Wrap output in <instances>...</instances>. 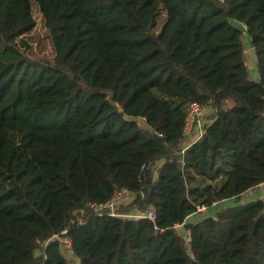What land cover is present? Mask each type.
I'll use <instances>...</instances> for the list:
<instances>
[{
	"label": "trees",
	"instance_id": "obj_1",
	"mask_svg": "<svg viewBox=\"0 0 264 264\" xmlns=\"http://www.w3.org/2000/svg\"><path fill=\"white\" fill-rule=\"evenodd\" d=\"M33 5L51 62L25 54ZM192 104L212 113L183 153V185ZM260 185L264 0H0V264H67L43 247L66 228L79 264H264V202L237 205ZM121 189L154 223L92 212L71 223ZM227 200L185 225L188 254L175 226Z\"/></svg>",
	"mask_w": 264,
	"mask_h": 264
},
{
	"label": "rangeland",
	"instance_id": "obj_2",
	"mask_svg": "<svg viewBox=\"0 0 264 264\" xmlns=\"http://www.w3.org/2000/svg\"><path fill=\"white\" fill-rule=\"evenodd\" d=\"M32 17L35 22V27L33 30L23 37V42L25 43L26 47L28 48L25 51L27 58L33 61H52L53 59V51H52V44L49 37L47 30L44 27L42 18L40 13L35 5L32 6ZM164 15L159 20V24L163 21ZM241 41L243 43L244 51H245V64L247 69L253 70L255 68V58L253 51L250 47L249 39L246 35L241 36ZM131 196L126 198L121 204L116 207V212L122 216H133L137 214L135 211H131ZM240 200V199H239ZM244 201V198L242 199ZM235 201L230 200L222 203L218 206H212L211 208H204L202 212L195 213V216L191 219V224L195 223L206 217H212L216 212L220 209L225 207H230L231 204H234ZM240 205V202L237 204ZM126 219L125 217H123ZM187 225V224H186ZM176 233L183 239L185 244V249L188 254V232L186 231L185 225L181 226L180 228L175 229ZM36 257L41 255V250H36L34 252ZM67 264H79L78 260L75 257H71L66 259Z\"/></svg>",
	"mask_w": 264,
	"mask_h": 264
},
{
	"label": "built area",
	"instance_id": "obj_3",
	"mask_svg": "<svg viewBox=\"0 0 264 264\" xmlns=\"http://www.w3.org/2000/svg\"><path fill=\"white\" fill-rule=\"evenodd\" d=\"M201 115H202V108L199 105L197 104L190 105L189 110L187 112L185 125L182 131L183 136L187 133L188 127L190 126V124H192L196 119H199ZM143 122H144V119L137 120V124L139 126H141ZM202 132L203 130L201 129L198 130V136L196 140H194V142L200 139ZM187 148H183L180 151L181 160L179 162H181L182 167L184 165L182 161V156H183L184 151ZM130 196H131V193L126 189L117 190L113 193L111 199L108 202L104 204H100V205L89 203L85 206L84 209H80L76 211L74 213V220H71V223L74 225H82L85 221L86 212H92L95 215H101L104 213L111 217H120V218L125 217L126 219H143L150 223H154L156 219V215L152 209H148L145 212L137 213L133 216H122L116 212V207ZM262 201L264 202V198L262 199ZM202 209L204 208L203 207L199 208L197 212H202L203 211ZM68 232H69V228H66L57 234H53L46 242L43 243V247H45L46 245L50 243L57 244L59 246V249L64 259L66 260L68 258H71L72 257V253H71L72 243L68 236ZM188 236H189V233H188Z\"/></svg>",
	"mask_w": 264,
	"mask_h": 264
},
{
	"label": "crops",
	"instance_id": "obj_4",
	"mask_svg": "<svg viewBox=\"0 0 264 264\" xmlns=\"http://www.w3.org/2000/svg\"><path fill=\"white\" fill-rule=\"evenodd\" d=\"M243 44V43H242ZM253 51V50H252ZM254 54V53H253ZM244 56H245V51H244ZM255 58V57H254ZM246 66V64H245ZM247 68V67H246ZM255 70V68L253 69ZM251 71V70H250ZM249 72V70H248ZM212 111L210 108H203L202 109V115L199 119H196L192 124H190V126L188 127V131L187 133L183 136V139L181 141V144H180V148L183 149V148H187L189 147L191 144L194 143V140H196L197 136H198V130H203V127L209 123V117L211 115ZM132 198V197H131ZM244 198V201H242V199ZM264 198V185H260L252 190H249L247 191L246 193L242 194L241 197H240V205L242 204H246L248 202H252V201H256V200H262ZM227 201H230V200H227ZM226 201H223V202H220V203H216L214 204L215 206H218L222 203H225ZM236 203L234 204H231V206H234ZM213 205V206H214ZM230 206V207H231ZM194 215H191L189 216L183 225H188V224H191V219L192 217H194ZM202 220V219H201ZM199 220V221H201ZM199 221H196L195 223L199 222ZM193 223V224H195ZM181 225V226H183ZM181 226H176V228H180ZM188 232V231H187Z\"/></svg>",
	"mask_w": 264,
	"mask_h": 264
},
{
	"label": "water",
	"instance_id": "obj_5",
	"mask_svg": "<svg viewBox=\"0 0 264 264\" xmlns=\"http://www.w3.org/2000/svg\"><path fill=\"white\" fill-rule=\"evenodd\" d=\"M231 27L237 32H241V33L245 32V27L236 21L231 23ZM248 75H249L250 80L253 83H255V84L260 83V78H259V75H258V72L256 69L249 71ZM177 171H178V175L180 177L181 183L184 185V179L182 177V164H181V162L177 163Z\"/></svg>",
	"mask_w": 264,
	"mask_h": 264
}]
</instances>
